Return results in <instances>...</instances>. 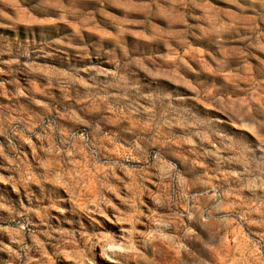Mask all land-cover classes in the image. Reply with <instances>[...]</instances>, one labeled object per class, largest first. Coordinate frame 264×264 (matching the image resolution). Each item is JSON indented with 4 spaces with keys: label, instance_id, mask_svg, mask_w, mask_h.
<instances>
[{
    "label": "clouds",
    "instance_id": "clouds-1",
    "mask_svg": "<svg viewBox=\"0 0 264 264\" xmlns=\"http://www.w3.org/2000/svg\"><path fill=\"white\" fill-rule=\"evenodd\" d=\"M229 2L0 0V264H264V0Z\"/></svg>",
    "mask_w": 264,
    "mask_h": 264
},
{
    "label": "rangeland",
    "instance_id": "rangeland-1",
    "mask_svg": "<svg viewBox=\"0 0 264 264\" xmlns=\"http://www.w3.org/2000/svg\"><path fill=\"white\" fill-rule=\"evenodd\" d=\"M131 3H136L137 0H130ZM203 3H205L208 7H206L205 9H201L198 10L201 12L202 15L205 16V22L212 25V24H220V20L218 19L217 13H216V9L218 8H222L224 10H228L234 7V5L232 3L229 2V0H202ZM123 11V10H120ZM128 15L130 16H140L142 15L140 12L137 11H131L128 13ZM227 18H225L226 20ZM166 23V21H165ZM64 27H66L68 29L69 32H74L75 28L72 26H68L65 25ZM132 27H135L134 25ZM85 35L93 37L96 40H105L106 42L108 41V37L104 34L103 31L101 30H91V29H86L85 30ZM139 33L136 31H133L132 33L129 34V39H131L132 41H139ZM166 51V50H165ZM258 55L264 56V53H257ZM186 57L189 55L188 53H185ZM196 55V54H193ZM194 64L197 65V67H200L202 71H204V57L198 56L196 59H193L192 61ZM205 75H209L210 73L207 71H204ZM22 75V74H21ZM3 79H9L8 77H0ZM221 79H223V77H220ZM21 83L22 84H28V80L26 78L21 79ZM40 82L37 81L34 85H32L34 88L39 86ZM174 87H178L180 85H173ZM8 91H11V87H8ZM41 99H43V97H41ZM0 102H3L5 104L9 103V101L7 100L6 96H5V89L0 87ZM35 107V106H33ZM237 131H243V129H236ZM247 134V133H246ZM254 139V137H253ZM0 140H3L2 137H0ZM38 142V141H37ZM6 143V142H5ZM24 148L27 149V153L29 155V162L30 163H35V159L34 156L35 154L32 151V148L25 144ZM135 163V162H133ZM6 164V161L3 160V158H0V165H4ZM0 173H2L4 176L9 175L10 173L5 172L3 167H0ZM116 175L119 176L121 178V180H123L124 182H128L129 181V177L127 176L126 172L123 170H116ZM91 183V182H90ZM114 184L116 185H120L121 188H123V185L120 184L119 180H114L113 181ZM32 187L36 190V192H39V189L36 188V185H32ZM148 187L153 191V192H159V189L156 187V184H150L148 185ZM0 190H4L7 192V194L9 196H11V198L13 200H19L20 197L17 195V193L15 191H13L12 189V185L10 184H5L2 181H0ZM60 191H63V189H60ZM124 193H127V189H124ZM193 194H198L196 192H193ZM66 195V193H65ZM110 196H112L113 202L121 209L124 210L126 209L128 206L124 205L121 203V201L119 199L116 198V196L112 195L111 193H109ZM209 195H211V193H209ZM144 202L146 204L149 205V207H152V196L149 194H145L143 197H141ZM24 202L25 204H27V197H24ZM69 208L72 207L71 203H69L67 205ZM110 213L115 212V209L110 208L109 209ZM145 212H147V209H145ZM52 216L54 217H60L61 214L58 212L53 211ZM65 215H71V213H65ZM82 215V214H81ZM102 219V218H101ZM144 219V218H142ZM33 222L34 223H39V218L38 217H33ZM57 223L56 220L52 221L53 226H55V224ZM105 223H108V221H105ZM109 227H115V228H119L122 227V225H109ZM126 227V226H125ZM138 228H143L144 225H138ZM238 237L233 234L227 241L226 244L229 246L235 245L238 241ZM0 241H3L4 244H11V237L7 234V233H0ZM13 247H15V245H12ZM149 251L151 252V249H149ZM51 253H49L50 255ZM207 256H209L210 258H213L214 260V264H229V262L225 259V256L230 255V253L228 252L227 248L224 249V251L220 252V253H207ZM0 257H3L5 260H7L8 257V253L7 252H0ZM61 261L62 264H76V261L73 259V257L71 256V254H66L65 256L61 257Z\"/></svg>",
    "mask_w": 264,
    "mask_h": 264
}]
</instances>
